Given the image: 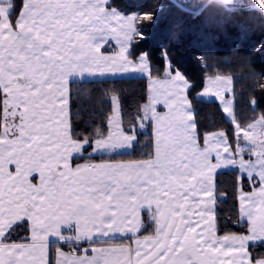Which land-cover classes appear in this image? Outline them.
Segmentation results:
<instances>
[{"label": "snow or ice", "instance_id": "obj_1", "mask_svg": "<svg viewBox=\"0 0 264 264\" xmlns=\"http://www.w3.org/2000/svg\"><path fill=\"white\" fill-rule=\"evenodd\" d=\"M201 7L239 6L213 0ZM247 9L264 15V0ZM144 20L154 15L129 14L116 0H0V264H53L51 248L59 243L70 251L56 247L54 264H264L249 250L250 242L264 245V113L241 124L226 98L233 78L217 74L202 95L219 99L233 135L201 138L185 76L173 74L170 62L163 78L154 76L147 53L133 58L130 43L142 37ZM112 41L118 50L109 51ZM129 71L147 74L146 97L125 127L120 93H106L105 132L92 118L91 94L73 92L72 84ZM149 126L140 158L93 162L95 155H132ZM221 168L241 173V231L223 235ZM146 223L152 230L141 236ZM117 233L133 238L116 243ZM82 243L88 247L81 250Z\"/></svg>", "mask_w": 264, "mask_h": 264}, {"label": "trees", "instance_id": "obj_2", "mask_svg": "<svg viewBox=\"0 0 264 264\" xmlns=\"http://www.w3.org/2000/svg\"><path fill=\"white\" fill-rule=\"evenodd\" d=\"M247 1L234 0L238 9L226 12L218 7H201L213 3V0H116L127 13L139 11L141 15L146 12L154 15L153 21L138 22L143 34L142 37H134L131 43L133 58L147 53L153 75L159 74L161 78L166 64L170 62L173 72L179 70L189 80V100L197 113L201 138L205 132L215 130H226L231 137L234 130L219 102L199 94L210 76L220 74L233 78L234 112L241 124L250 123L254 117L264 113V89L259 86L264 84V15L248 10ZM178 5H183V8ZM165 50L168 61L164 58ZM147 84V76L83 79L76 80L72 89L73 92L79 90L82 96L91 94L93 103L90 107L95 110L92 118L98 124L103 122L106 132V116L111 112V104L105 94L111 90L120 93L123 124L130 127L135 121L137 105L146 97ZM149 135L150 126L146 134L140 135L141 144H137L132 155H95L92 160L138 159L144 150L143 141ZM239 175L238 169H225L216 175L218 194H226V199L219 201L217 208L222 234L241 231L236 223L238 213L235 210ZM243 187L246 191L251 189L246 177ZM26 229L27 224H24L17 228V232L24 236ZM61 246L67 248L68 245ZM250 250L254 257L264 256V245L251 244Z\"/></svg>", "mask_w": 264, "mask_h": 264}, {"label": "crops", "instance_id": "obj_3", "mask_svg": "<svg viewBox=\"0 0 264 264\" xmlns=\"http://www.w3.org/2000/svg\"><path fill=\"white\" fill-rule=\"evenodd\" d=\"M129 14H131V13H129ZM132 43V42H131ZM131 43H130V47H131ZM109 47V51H115V50H118V47L116 46V44H115V41H112L111 42V44L108 46ZM130 51H131V48H130ZM141 54V53H140ZM139 56V55H138ZM148 60H149V58H148ZM150 63V62H149ZM175 72H173V74H174ZM183 75V74H182ZM141 77V76H147V74L146 73H140V72H132V71H129V72H127V73H116V74H107V75H105V76H99V75H97V76H94V77H85V78H83V79H88V80H95V79H106V78H118V77ZM224 76H226V75H224ZM210 77H215V76H210ZM210 77H208V78H210ZM163 78V77H162ZM208 78H206V81H205V84H204V86H203V88L200 90V92H199V94H200V96L201 97H203V98H205V99H215L216 101H218L219 102V104H220V101H219V99L215 96V95H213V94H208V95H202V93H203V91H204V88H205V86H206V83H207V81H208ZM83 79H81V78H77L76 80H83ZM189 81V80H188ZM189 84H190V82H189ZM226 98H228V99H231L232 101H233V97H232V94H228V93H226ZM220 106H221V108H222V105L220 104ZM233 107H234V101H233ZM159 111H164V109L162 108V107H160L159 109H158ZM227 117V116H226ZM228 118V117H227ZM229 120H230V118H228ZM215 131H221V130H215ZM212 132H214V131H212ZM203 137V136H202ZM121 160H128V159H121ZM77 163H83L84 161H76ZM98 162H100V161H98ZM225 169H233V168H221V169H218L217 170V172H219V171H222V170H225ZM238 168H236V170H237ZM239 170V169H238ZM240 175H241V173H240ZM244 177H246L247 178V176H246V174H245V176ZM244 191H246V190H244ZM248 191H251V189H249ZM247 192V191H246ZM143 218H144V220H145V222H147V213L145 212V213H143ZM152 230V226L151 225H147V223H146V227L144 228V229H142L141 231H140V235L141 236H144V235H148L149 234V232ZM221 235H223L222 233H220ZM133 237L131 236V234L130 233H128V234H120V233H117V234H115V236H114V242H116V243H129V241H130V239H132ZM61 244H63V243H59V244H57V245H53L52 246V248H51V255H52V258H53V264H54V262H55V248L56 247H61L62 248V250L64 251V252H69L70 251V248H69V246H67L66 244H64V245H66L67 246V248H65V247H63V246H61ZM251 244H253L252 242H250V246H251ZM97 246H100V245H97ZM80 248H81V250L83 249V248H85V247H88V245L86 244V243H82L80 246H79ZM249 250H250V247H249ZM251 251V250H250ZM51 258V259H52ZM255 258H257V259H259V258H261V257H255Z\"/></svg>", "mask_w": 264, "mask_h": 264}, {"label": "rangeland", "instance_id": "obj_4", "mask_svg": "<svg viewBox=\"0 0 264 264\" xmlns=\"http://www.w3.org/2000/svg\"><path fill=\"white\" fill-rule=\"evenodd\" d=\"M247 3H248V5H250L252 3V0H248Z\"/></svg>", "mask_w": 264, "mask_h": 264}]
</instances>
